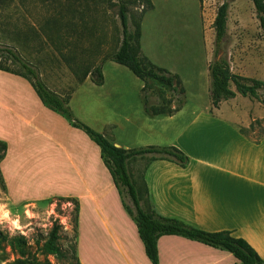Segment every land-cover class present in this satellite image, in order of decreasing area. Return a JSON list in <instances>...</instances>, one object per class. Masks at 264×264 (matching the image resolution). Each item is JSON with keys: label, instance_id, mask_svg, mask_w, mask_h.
I'll list each match as a JSON object with an SVG mask.
<instances>
[{"label": "crops", "instance_id": "1", "mask_svg": "<svg viewBox=\"0 0 264 264\" xmlns=\"http://www.w3.org/2000/svg\"><path fill=\"white\" fill-rule=\"evenodd\" d=\"M213 108L211 116L196 112L185 120L166 145L161 143L164 130L154 129V118L163 117L157 123L163 128L182 108L170 116L152 115V123L144 124V134L152 140L148 144L176 146L187 163L150 160L151 154H143L127 160L128 172H134L140 186L145 183L159 214L207 231L228 230L246 239L264 260V137L255 140L245 131L253 118L236 117L233 105L221 102ZM107 124L101 125L105 136ZM110 136L114 145L131 148ZM0 140L7 144L0 161L7 204L18 207L53 197L78 200L80 264H152L100 147L45 106L26 78L3 70ZM157 247L158 264L239 263L226 250L181 235H162Z\"/></svg>", "mask_w": 264, "mask_h": 264}, {"label": "rangeland", "instance_id": "2", "mask_svg": "<svg viewBox=\"0 0 264 264\" xmlns=\"http://www.w3.org/2000/svg\"><path fill=\"white\" fill-rule=\"evenodd\" d=\"M224 1L151 0L153 7L143 14L141 54L170 73L178 74L184 88L182 111L175 119L160 128L157 123L163 117L154 118V129L164 130L163 145L196 112L209 116L214 112L208 65L215 38L213 21ZM228 2L225 43L230 68L234 73L264 81V29L259 26L253 2ZM117 4L116 0H3L0 3V64L19 70L5 52L6 48H12L35 69L48 88L62 95L72 91L69 107L75 118L100 133L104 127L102 122L107 121V134L102 133L107 139L113 135L129 147L137 148L152 141L144 134V124L151 122L152 116L144 111L143 80L126 66L108 60L101 64L103 84H96L90 77L78 84L71 68L77 62L98 64L103 55L117 48L121 39ZM141 7L129 4V13L138 14ZM149 83L146 92L151 104L159 103L156 92L175 104L177 95L171 90L154 81ZM259 92L264 97V89ZM222 102L224 106L233 105L234 114L241 120L248 115L261 119L254 128L245 130L255 140L264 137L261 102L240 94ZM227 113L225 107L223 115ZM129 175L135 186H139L134 172L130 171ZM124 200L132 208L126 194ZM73 220L72 205L56 197L18 207L7 204L0 183V230L10 236H26L23 257L30 260L29 264H77L68 249L73 244ZM54 223L61 225L59 244L66 250L67 257L60 259L41 245ZM36 240L40 241L39 245ZM20 257L16 245L0 244V264Z\"/></svg>", "mask_w": 264, "mask_h": 264}, {"label": "trees", "instance_id": "3", "mask_svg": "<svg viewBox=\"0 0 264 264\" xmlns=\"http://www.w3.org/2000/svg\"><path fill=\"white\" fill-rule=\"evenodd\" d=\"M3 0H0V3ZM118 6V16L121 26V39L119 45L109 54H105L100 58V62L90 65L89 62L74 63L71 68L76 75L77 83H82L86 76H90L96 84H102L103 74L101 64L111 60L126 66L137 77L143 80L144 84L141 88L142 101L144 111L150 116L166 115L170 116L179 111L183 105L184 88L178 74H172L163 67L153 63L147 56L141 54L140 37H141V20L143 14L153 7L151 0H116ZM256 9V17L259 26L264 29V0H252ZM140 5L139 13H129L128 5ZM229 8L228 0L222 2L215 13L213 25L215 30L214 46L212 49V59L208 65L209 68V92L212 105L217 107L222 101L234 98L237 94L249 96L261 102L264 105V97L259 90L264 89V81L254 77L243 76L234 73L229 64L226 50V30H227V12ZM130 24L132 28H130ZM19 34H17V38ZM7 57L12 63L18 65L17 71L0 64V70L14 73L26 78L34 88L39 99L48 108L58 112L65 117L70 124L82 129L99 147L101 157L105 166L108 168L115 186L121 195L122 203L125 210L131 216L136 224L139 238L144 244V253L152 264H158L159 253L157 240L162 235H181L184 238L196 240L207 245L216 247L217 249L226 250L239 260L237 264H264V260L260 258L257 252L252 248L250 243L242 238L234 236L230 231H207L184 223V221L170 216H163L156 212L150 203L148 191L145 183L135 186L130 178L127 169V160L143 154H151L150 160L166 159L176 161L181 165L187 163V156L178 147L173 145L156 146L146 145L137 148H123L114 145L102 133L94 130L89 125L75 118L69 107L71 92L62 95L48 88L40 79L35 69L25 62L17 52L12 48H6ZM150 81H154L171 90L177 95L174 105L171 100L163 97L160 92H156L159 97V103L151 104L149 96L146 92L150 88ZM264 120V119H263ZM261 119H252L248 128H254ZM246 131V130H245ZM7 149L6 142L0 140V161L5 156ZM0 183L3 189L5 184L0 173ZM127 195L132 204V208L127 205L124 195ZM58 201L71 204L74 212L73 220V244L68 246L71 256L75 258V262L80 264L76 254V238H77V221L79 203L74 197H56ZM61 225L54 223L46 236L43 238L42 248L60 259L67 257L66 250H63L59 244ZM9 242L13 246H17L21 253L20 258H16L5 264H29L30 260L23 257L24 248L27 244V238L23 234L10 236L0 230V244ZM36 240V245H39Z\"/></svg>", "mask_w": 264, "mask_h": 264}]
</instances>
